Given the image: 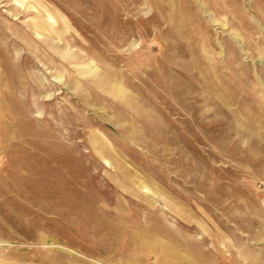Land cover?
<instances>
[{
    "label": "rangeland",
    "instance_id": "obj_1",
    "mask_svg": "<svg viewBox=\"0 0 264 264\" xmlns=\"http://www.w3.org/2000/svg\"><path fill=\"white\" fill-rule=\"evenodd\" d=\"M0 264H264V0H0Z\"/></svg>",
    "mask_w": 264,
    "mask_h": 264
},
{
    "label": "bare ground",
    "instance_id": "obj_2",
    "mask_svg": "<svg viewBox=\"0 0 264 264\" xmlns=\"http://www.w3.org/2000/svg\"><path fill=\"white\" fill-rule=\"evenodd\" d=\"M48 19H49V17H48ZM42 27V26H41Z\"/></svg>",
    "mask_w": 264,
    "mask_h": 264
}]
</instances>
